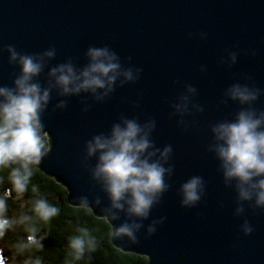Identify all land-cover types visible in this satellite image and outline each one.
<instances>
[{
    "label": "water",
    "instance_id": "water-1",
    "mask_svg": "<svg viewBox=\"0 0 264 264\" xmlns=\"http://www.w3.org/2000/svg\"><path fill=\"white\" fill-rule=\"evenodd\" d=\"M9 46L34 56L54 50L34 78L51 88L40 117L47 155L34 167L67 189L70 205L106 218L112 233L126 221L143 225L138 243L111 234L114 247L146 256L148 264H264V207L239 200L212 131L242 108L264 112V0H0V87L12 88L21 69L9 63ZM89 48L116 55L112 90L61 95L50 70L71 63L79 73L89 64ZM129 69L132 80L123 75ZM233 85L256 91L257 99L241 105L228 94ZM124 120L148 132V151L159 149L151 159L172 169L145 220L117 210L119 219H110L103 211L111 206L108 195L92 177L99 154L87 155V142L109 136ZM193 176L203 180L200 200L183 206L181 186Z\"/></svg>",
    "mask_w": 264,
    "mask_h": 264
},
{
    "label": "clouds",
    "instance_id": "clouds-1",
    "mask_svg": "<svg viewBox=\"0 0 264 264\" xmlns=\"http://www.w3.org/2000/svg\"><path fill=\"white\" fill-rule=\"evenodd\" d=\"M9 63H18L20 74L13 81L14 87H0V170L8 169L7 181L11 187L0 196V239L16 228H22L25 235L12 244V264L17 257H23L22 264H42L41 257L34 254L44 248L45 235L39 225L47 224L59 215V208L49 203L40 194L39 185L33 184L30 199L18 215L9 217L7 199L12 192L23 197L29 191L33 176L32 168L39 165L47 151L42 142L43 124L41 114L46 109L51 88H42L34 80L43 70V58L53 57L54 50L46 51L41 56L21 54L13 46L8 47ZM89 64L79 71L71 63L61 64L50 70L55 78V86L61 95L78 94L81 91L96 92L97 89L112 90L120 64L114 53L107 48H89ZM234 59V57H233ZM127 80H132L131 70L123 73ZM194 91V89H189ZM107 92H105V95ZM228 94L241 105L250 104L257 99L258 93L246 86L233 85ZM100 97H98L99 99ZM62 101L58 107H64ZM215 134V151L221 161L226 180H236L238 198L241 201L255 199L257 207H264V112L242 108L234 121L217 124L212 129ZM152 144L146 132L135 120H124L123 126H113L109 136L97 135L87 142L89 157L98 155V162L92 170V177L101 181L103 190L110 200L108 213L112 221L119 219L113 210L126 211L129 217L145 220L152 207L159 202L160 195L167 190L165 174L172 169L165 168L160 161L152 160L155 151L149 152ZM171 152L166 146L160 156L165 161ZM5 177L0 176V184ZM203 180L199 176L191 177L181 186L183 206H192L200 200ZM82 205H89L87 197H79ZM95 203L99 205V198ZM242 212V208L237 209ZM163 223V218L153 221L147 228V235L156 232L155 225ZM143 227L135 221L114 226L113 238L127 237L130 242L138 243L137 232ZM245 234L252 228L245 222ZM75 236L68 241L66 264H75L85 258L86 253L95 251L97 241L85 227H77ZM0 261L6 264L0 250Z\"/></svg>",
    "mask_w": 264,
    "mask_h": 264
},
{
    "label": "trees",
    "instance_id": "trees-1",
    "mask_svg": "<svg viewBox=\"0 0 264 264\" xmlns=\"http://www.w3.org/2000/svg\"><path fill=\"white\" fill-rule=\"evenodd\" d=\"M44 148H47V137H42ZM8 169L0 170V176L5 177L0 184V196L5 194L6 189L11 187L7 181ZM33 176L29 184V191L23 197L12 192L7 199L9 217L18 215L26 203L33 198L31 186L39 185L40 194L49 203L59 208V215L53 217L47 224L41 223V232L45 235L44 248L34 254L41 257L42 264H66L68 257V241L75 236L77 227H85L90 235L97 241L95 251L86 253L85 258L76 261L75 264H148V258L133 252H123L111 242L112 228L106 218L97 217L94 212L84 206H72L68 202L67 189L52 177L47 176L39 168H32ZM25 235L22 228L9 231L4 239H0V250L6 264H12V244L19 237ZM23 257L16 258V264H22Z\"/></svg>",
    "mask_w": 264,
    "mask_h": 264
},
{
    "label": "snow or ice",
    "instance_id": "snow-or-ice-1",
    "mask_svg": "<svg viewBox=\"0 0 264 264\" xmlns=\"http://www.w3.org/2000/svg\"><path fill=\"white\" fill-rule=\"evenodd\" d=\"M0 264H3V262H2V261H0Z\"/></svg>",
    "mask_w": 264,
    "mask_h": 264
}]
</instances>
